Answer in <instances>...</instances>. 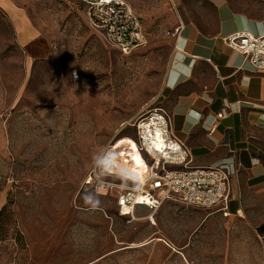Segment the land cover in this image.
<instances>
[{
    "label": "rangeland",
    "instance_id": "rangeland-1",
    "mask_svg": "<svg viewBox=\"0 0 264 264\" xmlns=\"http://www.w3.org/2000/svg\"><path fill=\"white\" fill-rule=\"evenodd\" d=\"M14 1L40 36L22 45L0 7V264H84L97 249L127 246L141 229L139 215L149 214L121 211L85 180L109 152L129 158V174L143 171L148 156L135 122L164 106L180 17L171 0H126L148 35L126 54L92 25L84 0ZM114 180L136 184L127 175ZM245 211L247 264H264V187Z\"/></svg>",
    "mask_w": 264,
    "mask_h": 264
},
{
    "label": "crops",
    "instance_id": "crops-1",
    "mask_svg": "<svg viewBox=\"0 0 264 264\" xmlns=\"http://www.w3.org/2000/svg\"><path fill=\"white\" fill-rule=\"evenodd\" d=\"M171 1L180 24L162 102L193 166L236 159L229 214L198 206L149 210L139 215L141 229L127 246L97 249L95 259L84 264H233V258L248 263L251 243L240 223L249 195L264 187V72L225 38L240 31L263 35L264 0ZM0 7L22 45L39 38L40 30L14 0H0ZM152 216L155 224H145Z\"/></svg>",
    "mask_w": 264,
    "mask_h": 264
},
{
    "label": "built area",
    "instance_id": "built-area-1",
    "mask_svg": "<svg viewBox=\"0 0 264 264\" xmlns=\"http://www.w3.org/2000/svg\"><path fill=\"white\" fill-rule=\"evenodd\" d=\"M84 1L88 4L92 25L109 44L126 54L147 44L148 35L141 17L126 0ZM177 33L179 27L175 35ZM225 41L241 52L256 71L264 72V34L257 36L240 31L227 36ZM225 113L224 110L217 116L221 118ZM135 125L139 148L148 156L146 165L141 166L140 176L127 171L131 168L128 157L112 155L108 159L109 152L100 161L110 162L113 170L104 164L102 168L99 161L86 178V187L100 195L115 198L120 210L128 211L132 216L139 206L154 213L168 200L187 206L215 208L229 214L232 177L238 173L235 158L210 166H193L190 149L174 134L171 114L164 106L147 111ZM121 158L125 168L120 167ZM117 167L118 170L115 169ZM117 174L127 175L136 184L115 181Z\"/></svg>",
    "mask_w": 264,
    "mask_h": 264
},
{
    "label": "clouds",
    "instance_id": "clouds-1",
    "mask_svg": "<svg viewBox=\"0 0 264 264\" xmlns=\"http://www.w3.org/2000/svg\"><path fill=\"white\" fill-rule=\"evenodd\" d=\"M108 159H111V156L110 155L108 156ZM93 207H96V204H93Z\"/></svg>",
    "mask_w": 264,
    "mask_h": 264
},
{
    "label": "bare ground",
    "instance_id": "bare-ground-1",
    "mask_svg": "<svg viewBox=\"0 0 264 264\" xmlns=\"http://www.w3.org/2000/svg\"><path fill=\"white\" fill-rule=\"evenodd\" d=\"M242 212H243V211H242ZM151 218H152L153 220H155L153 216H152Z\"/></svg>",
    "mask_w": 264,
    "mask_h": 264
}]
</instances>
